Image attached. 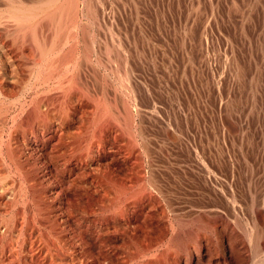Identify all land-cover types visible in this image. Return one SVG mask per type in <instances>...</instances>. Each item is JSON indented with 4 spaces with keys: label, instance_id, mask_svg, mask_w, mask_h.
<instances>
[{
    "label": "rangeland",
    "instance_id": "1",
    "mask_svg": "<svg viewBox=\"0 0 264 264\" xmlns=\"http://www.w3.org/2000/svg\"><path fill=\"white\" fill-rule=\"evenodd\" d=\"M88 2L80 29L68 24L72 3L67 28L47 30L44 17L38 29L56 44L85 27L77 52L85 90L69 100L55 84L28 92L26 110L34 97L47 115L32 133L10 123L18 102L0 115L10 124L0 175L37 191L42 207L37 215L0 194V264H263L264 0ZM3 38L0 30L8 46ZM83 41L103 53L84 55Z\"/></svg>",
    "mask_w": 264,
    "mask_h": 264
},
{
    "label": "bare ground",
    "instance_id": "2",
    "mask_svg": "<svg viewBox=\"0 0 264 264\" xmlns=\"http://www.w3.org/2000/svg\"><path fill=\"white\" fill-rule=\"evenodd\" d=\"M89 0H30V1H19V0H0V30L4 34L3 39H8L10 42V46H6L2 41L0 43V54L3 58V62L0 60V115L2 114V110L4 106L7 108V104H15L16 102L19 103L20 106V114L15 117H10L13 125L15 128H18L19 125H15L16 121L24 122L25 128H28L29 131L31 130H39L43 125V121L47 119V115L40 114L38 102L33 97L30 101L29 109L26 110L25 106V95L28 92H34V96H36L39 90L45 89L51 84H55L56 88H61L63 90L65 99L69 100V98L73 97L76 94L77 90H81L82 88H86L84 84H81L80 75H79V64L78 63V55L77 52L79 50V42L80 38H85L86 29L83 27L81 29V37L76 33V31H72L74 29H70L71 32L65 34V37H62L58 43H50L46 44L44 37H41L39 30L42 29V22L41 18L46 17L48 19V24L46 27L47 30L52 29L56 31V33L61 32L63 29L67 28L65 26V22H61L64 17L66 16V11L70 3L73 7V22H68V24H72L75 26V30L80 29L79 21L77 20L80 17L90 18L88 15H92L91 6H89ZM83 5L84 9L79 10V6ZM93 3V2H92ZM182 3V2H181ZM96 5V4H95ZM105 6V5H104ZM237 6V5H235ZM95 7V6H94ZM239 7V6H238ZM244 7V6H242ZM104 8V7H103ZM250 8V7H249ZM248 9V8H247ZM190 10V9H189ZM199 10V9H198ZM245 10V9H244ZM243 10V11H244ZM70 11V10H69ZM194 11V10H193ZM232 11V10H231ZM247 12V11H246ZM194 13V12H193ZM241 13V11H240ZM201 15V13H200ZM70 16V15H68ZM96 16V14H95ZM137 16V15H136ZM244 18L246 17L243 15ZM242 16V18H243ZM207 17V16H206ZM65 18V17H64ZM240 18V19H242ZM243 18V19H244ZM66 19V18H65ZM64 19V20H65ZM70 19V18H69ZM82 19V18H81ZM189 19V18H188ZM76 20V21H75ZM84 20V19H83ZM223 20V19H222ZM245 20V19H244ZM42 21V22H41ZM46 21V20H45ZM248 21V20H247ZM41 22V25H40ZM90 23V22H89ZM201 23V22H200ZM228 25V24H227ZM71 26V25H69ZM83 26V25H82ZM44 27V25H43ZM50 28V29H49ZM70 28V27H69ZM177 28V27H176ZM214 28V27H213ZM39 29V30H38ZM45 29V28H44ZM43 30V32L46 30ZM196 29V28H194ZM41 30V31H42ZM67 30V29H66ZM178 30V29H177ZM188 30V29H187ZM65 32V30H64ZM63 32V33H64ZM167 32V31H166ZM63 35V34H62ZM89 35V34H88ZM107 35V34H106ZM59 36V34H58ZM48 37V36H47ZM50 37V36H49ZM2 38V37H1ZM53 38L55 36L53 35ZM52 39V38H51ZM203 39V38H202ZM55 40V39H54ZM86 41V40H85ZM96 41V40H95ZM142 42V41H141ZM84 47L82 53L86 56L93 55L98 53L96 56L98 57L103 53L102 50L98 49L97 47L94 48L93 43L86 44L84 41ZM155 43V42H154ZM223 43V42H222ZM96 44V43H95ZM127 44V43H126ZM179 44V43H178ZM83 45V44H82ZM79 46V47H78ZM171 46V45H170ZM184 47V46H183ZM182 47V48H183ZM185 49V48H184ZM204 49V48H203ZM97 50V51H96ZM106 50V49H105ZM183 50V49H181ZM186 50V49H185ZM12 51V52H11ZM109 54V49L106 50ZM202 51V50H201ZM185 52V51H184ZM206 52V51H205ZM81 53V54H82ZM188 53V52H187ZM195 53V52H194ZM244 55L243 53H241ZM183 55V54H182ZM208 55V54H207ZM80 56V55H79ZM110 56V55H108ZM90 57V56H89ZM184 57V56H183ZM232 57V56H230ZM98 59V58H97ZM113 59V58H112ZM117 59V58H116ZM87 60L88 57H87ZM119 60V59H118ZM145 60V59H144ZM199 60V59H198ZM220 60V59H219ZM223 60V59H222ZM220 60V61H222ZM183 61V60H182ZM83 62V61H82ZM89 62V61H88ZM92 62V61H91ZM120 62V61H119ZM96 63V62H95ZM100 64L99 61H97ZM204 63V62H203ZM20 64V65H19ZM94 64V62H93ZM190 64V63H189ZM221 64V63H220ZM102 66V65H101ZM122 66V65H121ZM185 66V65H184ZM219 66V65H218ZM241 66V65H240ZM222 67V66H221ZM262 67V66H261ZM120 68V67H119ZM198 68V67H197ZM19 69L24 70V78H19ZM97 69V67H96ZM204 69V68H203ZM112 70L117 71L118 68L114 67ZM206 71V70H205ZM86 72V71H85ZM93 72V71H92ZM233 72V71H232ZM83 73V72H82ZM192 73V72H191ZM206 73V72H205ZM224 73V72H223ZM236 73V72H235ZM234 73V74H235ZM94 74V73H93ZM198 74V73H197ZM243 75V73H242ZM246 75V74H245ZM221 76V75H220ZM89 78V77H88ZM93 78V77H92ZM210 78V77H209ZM226 78V77H225ZM240 78V77H239ZM235 79V78H234ZM240 80V79H239ZM90 81V80H89ZM85 82V81H84ZM83 82V83H84ZM96 82V81H95ZM250 82V81H249ZM254 82V81H253ZM88 83V82H87ZM125 83L128 84V75L124 74V79L121 81V84L124 85ZM8 84L13 85L12 88L8 86ZM67 84V87H66ZM89 84V83H88ZM236 84V83H235ZM80 85V86H79ZM14 87H18L17 92L14 91ZM92 87V86H91ZM121 89V88H120ZM244 89V88H243ZM54 90V89H53ZM99 90V89H98ZM123 90V89H122ZM252 90V88H251ZM89 91V90H88ZM100 91V90H99ZM239 91V90H238ZM19 92V93H18ZM129 92V91H128ZM234 92V91H233ZM49 93V92H48ZM102 94V93H101ZM32 95V94H31ZM192 95V94H191ZM39 96V95H38ZM75 97V96H74ZM121 97V96H120ZM63 99V98H62ZM79 99V98H78ZM128 100V99H127ZM53 101V100H52ZM220 101V100H219ZM37 102V103H36ZM63 102V101H62ZM68 102V101H67ZM218 102V101H217ZM27 104V103H26ZM134 104V103H133ZM193 104V103H192ZM42 105V104H41ZM224 105V104H223ZM16 106V105H14ZM18 107V106H17ZM105 107V106H104ZM222 107V106H221ZM252 107V106H251ZM10 108V107H9ZM102 108V107H101ZM126 108V107H125ZM186 108V107H185ZM215 108V107H214ZM19 109V108H18ZM106 109V108H105ZM224 109V108H223ZM246 109V108H245ZM8 110V109H6ZM125 110V109H124ZM19 111V110H18ZM45 111V110H44ZM194 111V110H193ZM4 112V111H3ZM30 112L28 115H24L25 113ZM7 113V111H6ZM104 113V112H103ZM153 113V112H152ZM5 114V113H3ZM2 114V115H3ZM57 114V113H56ZM106 114V113H105ZM125 114V113H124ZM128 114V113H127ZM24 117L22 118V116ZM120 115V114H119ZM152 115V114H151ZM56 116V115H55ZM98 116V115H97ZM104 116V114H103ZM130 116V115H129ZM189 116V115H188ZM198 116V115H197ZM245 116V115H244ZM1 117V116H0ZM3 117V116H2ZM96 117V116H95ZM12 118V119H11ZM49 118V117H48ZM103 118V117H102ZM173 119V118H172ZM50 120V119H48ZM94 120V119H93ZM124 120V119H123ZM129 120V119H128ZM234 120V119H233ZM51 121V120H50ZM21 122V123H22ZM49 122V121H48ZM195 122V121H194ZM230 122V121H229ZM0 140H3V134L5 127H8L9 118L5 115L3 118L0 119ZM46 123V121H45ZM44 123V124H45ZM123 123V121H122ZM104 124V123H102ZM120 124V123H119ZM124 124V123H123ZM233 124V123H232ZM10 125V124H9ZM22 125V124H21ZM18 126V127H16ZM11 127V126H10ZM22 127V126H21ZM130 127V126H129ZM13 128V129H15ZM48 128V127H47ZM102 128V127H101ZM42 129V128H41ZM117 129V128H116ZM10 130V129H9ZM80 130V129H79ZM118 130V129H117ZM88 131V130H87ZM99 131V130H98ZM140 131V130H139ZM36 132V131H35ZM71 132V131H70ZM74 132V131H72ZM79 132V131H78ZM82 132V131H81ZM32 133V132H31ZM77 133V132H76ZM96 133V132H95ZM186 133V132H185ZM60 134V133H59ZM81 134V133H80ZM143 134V133H142ZM177 134V133H175ZM139 135V133H138ZM76 136V135H75ZM136 136V135H135ZM212 136V135H211ZM15 137V136H14ZM97 137V136H96ZM172 137V136H171ZM221 137V136H220ZM88 139V138H87ZM90 139V138H89ZM127 139V138H126ZM78 140V139H77ZM86 141V140H85ZM3 142V141H2ZM57 142V141H56ZM77 142V141H76ZM133 143V142H132ZM236 143V142H235ZM252 144V143H251ZM250 144V145H251ZM91 145V144H90ZM145 145V144H144ZM168 145V144H166ZM75 146V145H74ZM137 146V145H136ZM80 147V145H79ZM141 147V146H140ZM6 148V147H5ZM85 148V147H84ZM145 148V147H144ZM254 148V147H253ZM10 149V148H9ZM88 149V148H87ZM94 150V149H93ZM93 150L90 151L89 154L83 159H90L93 155ZM96 150V149H95ZM258 150V149H257ZM2 144H0V161L6 162L5 156L2 155ZM54 151V150H53ZM84 151V150H83ZM8 152V149H7ZM77 152V151H76ZM11 153V152H10ZM80 153V152H79ZM6 154V153H5ZM84 154V153H83ZM218 154V153H217ZM12 155V154H11ZM92 155V156H91ZM206 155V154H205ZM243 155V154H242ZM254 155V154H253ZM7 158L9 161V154L7 153ZM16 158V157H15ZM197 158V157H196ZM11 162L18 167L17 162L12 157L10 158ZM71 159V158H70ZM82 159V158H81ZM92 160V159H91ZM255 160V159H254ZM86 161V160H85ZM92 161H89L90 163ZM10 163V162H9ZM10 163V164H12ZM258 163V162H257ZM12 164V165H13ZM232 164V163H231ZM234 164V163H233ZM11 165V167H12ZM21 165V164H19ZM3 167V166H1ZM14 167V166H13ZM99 167V166H98ZM5 168V167H4ZM10 168V166H9ZM95 168V167H94ZM93 168V169H94ZM258 168V167H257ZM92 169V168H91ZM199 169V168H198ZM201 169V168H200ZM230 169V168H229ZM6 170V169H5ZM72 170V169H71ZM20 173L19 167L16 170ZM6 172V171H5ZM13 173V172H12ZM24 173V172H23ZM98 173V170H97ZM101 173V172H100ZM8 174V173H7ZM0 175V194L2 195H12L13 203L17 205L20 200L24 203L25 201L35 207L37 210V215L42 213V207L40 204V198L36 195L37 191H31V189L26 190L24 192L19 190L18 187L14 188L15 184L9 183L8 179L10 176ZM83 174V173H82ZM141 174V173H140ZM201 174V173H200ZM230 174V173H229ZM9 175V174H8ZM13 175V174H12ZM25 175V174H24ZM18 176V175H16ZM29 176V175H28ZM33 176V175H32ZM14 177V176H13ZM12 177V178H13ZM30 177V176H29ZM101 177V176H100ZM20 178V177H19ZM143 178V177H142ZM236 178V177H235ZM43 179V178H42ZM31 182V181H30ZM52 182V181H51ZM95 182V181H94ZM259 182V181H258ZM162 183V182H161ZM26 184V183H25ZM24 184V187L26 186ZM257 184V183H256ZM31 185V184H30ZM43 185V184H42ZM41 186V185H40ZM49 186V185H48ZM121 187V186H120ZM20 188V187H19ZM23 188V187H21ZM27 188H30L29 186ZM15 189L19 190V193L16 192ZM121 189V188H120ZM119 189V190H120ZM141 190V189H140ZM159 190V189H158ZM42 191V189H41ZM40 191V192H41ZM239 191V190H238ZM211 192V191H210ZM42 193V192H41ZM51 193V191H50ZM118 193V192H117ZM161 193V192H160ZM39 194V193H38ZM120 194V193H119ZM57 197V196H56ZM111 197V196H110ZM1 198V197H0ZM6 198V197H5ZM9 198V197H8ZM49 198V197H48ZM104 199V198H103ZM264 199V197H263ZM6 200V199H4ZM11 200V199H10ZM101 200V199H100ZM111 200V199H110ZM108 201V200H107ZM114 202V201H113ZM118 202V201H117ZM136 202V201H135ZM264 202V201H263ZM12 203V202H11ZM26 203V204H27ZM77 203V202H76ZM81 203V202H80ZM210 203V201H209ZM226 203V202H225ZM51 204V203H50ZM167 204V203H166ZM5 205V204H4ZM24 205V204H23ZM232 205V204H231ZM245 205V204H244ZM261 205V204H260ZM264 203L262 204V206ZM83 206V205H82ZM10 207V206H9ZM70 207V206H69ZM205 208V207H204ZM218 208V207H217ZM68 209V208H67ZM8 211V210H7ZM10 211V210H9ZM24 211V210H23ZM76 212V211H75ZM36 213V212H35ZM42 216V215H41ZM195 216V215H194ZM14 217V216H13ZM209 217V216H208ZM239 217V216H238ZM16 218V217H15ZM35 218V217H34ZM179 218V217H178ZM233 218V217H232ZM40 219V218H39ZM54 219V218H53ZM188 219V218H187ZM180 220V219H179ZM3 221V219H2ZM6 221V219H5ZM33 221V220H32ZM35 221V220H34ZM176 221V220H175ZM191 221V220H190ZM199 221V220H198ZM9 222V223H8ZM8 222L3 223L4 229L9 232L11 230L10 225H12L13 219L10 217ZM13 222V223H12ZM59 222V221H58ZM152 222V221H151ZM183 222V221H182ZM188 222V221H187ZM178 223V222H177ZM192 223V222H191ZM196 223V222H195ZM203 223V222H202ZM189 224V222L187 223ZM193 224V223H192ZM178 225V224H177ZM186 225V224H185ZM209 225V224H208ZM24 226V225H23ZM26 226V225H25ZM171 226V225H170ZM187 226V225H186ZM190 226V225H189ZM195 226V225H192ZM202 226V225H200ZM199 226V227H200ZM264 226V225H263ZM13 227V225H12ZM57 227V226H56ZM172 227V226H171ZM61 228V227H60ZM240 228V227H239ZM262 228V227H261ZM151 229V228H150ZM255 230V229H254ZM5 231V232H6ZM18 231V230H17ZM25 231V230H24ZM62 231V230H61ZM12 232V231H11ZM162 232V231H161ZM192 232V231H191ZM195 232V231H194ZM255 232V231H254ZM10 233V232H9ZM250 233V231L248 232ZM3 234V233H2ZM248 236V235H247ZM251 235H249L250 237ZM17 237V236H16ZM15 237V238H16ZM158 237V236H157ZM202 237V236H201ZM5 238V237H4ZM8 238V237H7ZM158 242V241H157ZM259 242V241H258ZM13 243V242H12ZM141 244V243H140ZM143 248V247H142ZM193 249V248H192ZM195 250V249H194ZM125 251V250H124ZM145 251V250H144ZM190 252V251H188ZM171 253V252H170ZM192 253V252H191ZM253 253V252H252ZM258 255V252L254 257ZM264 255V254H263ZM71 258V257H70ZM132 258V257H131ZM186 258V257H185ZM257 258V257H256ZM14 259V258H13ZM252 260V259H251ZM121 261V260H120ZM136 261V260H135ZM253 261V260H252ZM125 262V261H124ZM3 263V262H2ZM5 263V262H4ZM262 263V262H261ZM264 264V263H263Z\"/></svg>",
    "mask_w": 264,
    "mask_h": 264
}]
</instances>
